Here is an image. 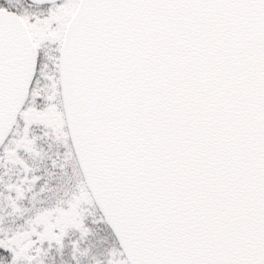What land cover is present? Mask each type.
Masks as SVG:
<instances>
[{
    "label": "snow or ice",
    "instance_id": "6c2138e0",
    "mask_svg": "<svg viewBox=\"0 0 264 264\" xmlns=\"http://www.w3.org/2000/svg\"><path fill=\"white\" fill-rule=\"evenodd\" d=\"M0 264H264V0H0Z\"/></svg>",
    "mask_w": 264,
    "mask_h": 264
}]
</instances>
